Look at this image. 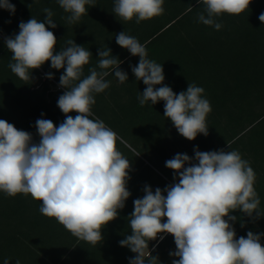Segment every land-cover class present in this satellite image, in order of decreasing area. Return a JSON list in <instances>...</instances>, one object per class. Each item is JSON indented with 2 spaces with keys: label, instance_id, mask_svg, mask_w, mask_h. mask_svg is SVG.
<instances>
[{
  "label": "clouds",
  "instance_id": "9594fccd",
  "mask_svg": "<svg viewBox=\"0 0 264 264\" xmlns=\"http://www.w3.org/2000/svg\"><path fill=\"white\" fill-rule=\"evenodd\" d=\"M251 2L197 0L204 6L198 22L219 31L223 25L217 17L240 15ZM58 4L70 13L66 17L70 24L86 14V5L95 6L94 0H58ZM163 4L164 0H115L113 12L123 21L135 17L139 24L162 15ZM0 8L10 14L16 11L10 0H0ZM42 11L46 13L44 22L35 18L21 21L19 32L4 38L14 61L8 67L23 81L31 80L32 70L46 61L53 69H64L59 86L66 90L57 106L65 119L58 127L51 120L37 119L38 143L33 142L31 133L0 119V192L9 197L30 194L42 201V215L55 218L75 237L96 245L103 239L101 230L118 217V210L125 207L131 195L127 188L131 165L116 147L117 134L103 120L90 118L96 103L94 94L110 87L111 82L105 79L108 70L114 71L120 83L128 81V74L107 47L98 49L97 66L89 68V75L83 77L92 53L74 40H68V46L56 52L57 38L49 30L57 27L53 12L50 8ZM258 19L264 23V12ZM115 40L139 57L131 70L136 80L146 85L138 96L140 106L164 101V117L182 137L192 141L198 134L207 136L206 117L212 108L203 96L204 88L188 84L186 91L174 93L163 83L162 65L148 58L145 46L136 37L122 31ZM46 78L52 79L53 74L46 73ZM73 111L78 113L74 118L68 115ZM194 153V158L177 153L165 162L178 182L163 190L157 187L154 192L145 185L144 196L133 201L134 210L128 217L131 235L119 241L121 247L136 254L129 258V264H156L158 259L151 255L149 241L156 240L157 245L168 235L174 237L176 245L169 255L178 257L172 264H264L260 242L264 233L249 231L246 237L237 239L230 223L237 220L231 215L236 210L254 221L264 216L254 188L253 168L235 150Z\"/></svg>",
  "mask_w": 264,
  "mask_h": 264
},
{
  "label": "trees",
  "instance_id": "16d2710c",
  "mask_svg": "<svg viewBox=\"0 0 264 264\" xmlns=\"http://www.w3.org/2000/svg\"><path fill=\"white\" fill-rule=\"evenodd\" d=\"M10 2L16 11L10 14L0 8V30L18 33L19 23L31 18L44 22L46 13L42 10L50 8L57 24L55 29L49 28L57 38L55 51L67 47L68 40H74L92 53L89 64L84 66L83 77L89 75V68L97 66L98 49L110 48L112 55L122 61L120 68L128 74V81L120 83L114 71L108 70L110 74L105 79L111 82L110 87L94 94L96 103L90 118L116 120L125 114L126 119L132 120L133 114L139 112L136 122L141 120V114L155 125L158 119L162 129L168 130L166 142L170 144L167 147L170 151L165 149L160 156L148 155L144 150L132 154L130 147L117 140L123 147L119 151L131 165L127 182L131 195L125 207L118 210V217L101 230L103 239L96 245L75 237L55 218L42 215L39 211L42 201L30 194L9 197L0 192V264L5 260L9 264H16L17 260L20 264H129V258L136 254L121 247L119 241L131 235L128 217L134 210L133 201L144 196L145 185L154 192L157 187L163 190L178 182V178L174 180L173 170L165 166L177 153L194 158V150L238 151L256 173L254 188L260 199L259 208L264 211V23L258 19L264 12V0H252L240 15L217 17L223 25L219 31L198 22V14L204 6L197 0H164L162 15L139 24L135 17L131 21L116 17L115 0H94L95 6L86 5V14L73 24L67 22L70 13L60 8L58 0ZM122 31L136 37L145 46L148 58L162 65L163 83L174 93L186 91L188 84L204 88L203 96L209 100L212 110L206 117L208 135L198 134L191 141L196 149L182 145L188 143L182 142L187 139L164 117V101L154 105L148 102L138 111L131 109L146 87L138 88L135 94L129 93L133 85L144 83L137 81L131 70L138 64L139 57L132 56L116 43L115 35ZM11 55L4 37H0V119L31 133L33 142L38 143L37 119L51 120L57 127L65 119L57 106L59 96L66 90L59 86L64 69H53L51 62L46 61L41 68L32 70L31 80L23 81L8 67L9 63H14ZM42 71L51 72L53 78L43 77ZM129 95L136 96L133 98L137 99L136 103L118 104V99ZM68 115L74 118L78 113L73 111ZM231 215L237 217L236 221H230L237 239L246 237L249 231L264 233V216L254 221L239 210ZM260 242L264 246V236ZM155 243L156 240L149 241V250L157 257L156 264H172L173 259H178L169 255L176 250L172 235Z\"/></svg>",
  "mask_w": 264,
  "mask_h": 264
},
{
  "label": "rangeland",
  "instance_id": "374dc122",
  "mask_svg": "<svg viewBox=\"0 0 264 264\" xmlns=\"http://www.w3.org/2000/svg\"><path fill=\"white\" fill-rule=\"evenodd\" d=\"M17 24V23H16ZM1 31V30H0ZM3 33V31H1ZM15 34L13 33V31L8 30L4 31L3 35L4 38L7 36H12L11 34ZM146 86L144 85H133V88H131L130 90V94H135L136 90L138 88H144ZM136 96L133 95H129L128 97L123 98V100L118 99V104L120 105H124V104H128L129 101L130 103H136L137 99H133ZM140 104L139 101L131 107V109H134L136 111L139 110ZM124 112H127L124 110ZM139 112L135 115L133 114L134 118H132V120L130 119H126V115L124 114V116L121 118L120 116L118 117V119L114 120L113 117H111V119H107V118H103L101 120H103L106 124V126H108L109 128H111L119 137L118 141L123 142L124 144H126L128 147H130V149L132 150V154H134L133 152H137L138 150H144L146 153H148V155H154L155 153L157 154L156 156H160L162 154V152L165 151H170L169 148H167L170 144L168 142H166L168 140V138L166 137L167 131L162 129V124L160 123V121L158 119H156V121L158 122V125H155L154 123H151L152 121L149 118L144 117L143 114H141V120L136 122V117H139ZM136 122V125H135ZM172 129V128H171ZM172 130H169V132ZM182 138H180V140H178V144H180ZM117 141V149H123L122 145H119V142ZM183 143H187L186 145L182 144L183 146H187L190 147V149H196L197 147L195 145H191L192 142L189 140H184L182 141ZM128 151V150H127ZM130 151V150H129ZM164 151V152H165ZM131 154V153H130ZM150 157V156H148Z\"/></svg>",
  "mask_w": 264,
  "mask_h": 264
},
{
  "label": "built area",
  "instance_id": "2783aa9c",
  "mask_svg": "<svg viewBox=\"0 0 264 264\" xmlns=\"http://www.w3.org/2000/svg\"><path fill=\"white\" fill-rule=\"evenodd\" d=\"M0 37H4V35H3V33L0 31ZM42 75H43V77H45L46 78V72H44V71H42ZM163 223V222H162ZM160 235H163V236H165L166 235V233H162V234H160ZM160 239H159V237H158V240L157 241H159Z\"/></svg>",
  "mask_w": 264,
  "mask_h": 264
}]
</instances>
